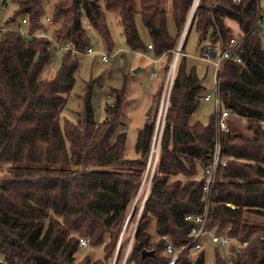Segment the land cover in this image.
I'll return each mask as SVG.
<instances>
[{
  "label": "trees",
  "instance_id": "trees-1",
  "mask_svg": "<svg viewBox=\"0 0 264 264\" xmlns=\"http://www.w3.org/2000/svg\"><path fill=\"white\" fill-rule=\"evenodd\" d=\"M8 1L0 0V14ZM13 1L12 13L0 20V256L22 264H106L101 257L77 258L76 253L89 243H102L105 255L111 252L143 174L153 119L145 114L136 132L135 157H127L125 92L111 89L105 116L96 122L90 101L92 84L98 80L94 78L86 83L76 120L61 125L59 112L74 83L78 56L63 52L58 69L43 77L50 42L33 34L43 25V0ZM213 2L200 0L195 8L191 27L199 33L198 42L216 39L211 12L223 39L233 32L227 19L244 31L250 28L253 0H218L212 9ZM190 3L53 0L52 21L57 26L52 38L82 50L89 46L88 26L109 46L104 18L108 10L116 14L127 46L144 51L149 43L151 54L160 56V62L172 54ZM137 13L150 38L147 44L139 37ZM168 13L177 29L175 36L167 30ZM23 17L25 32L33 35L19 33ZM237 54L240 60L225 61L219 74V96L229 109L228 129L218 136L224 162L217 167L211 187L207 227L246 239L258 231L250 218L264 219V46L260 36L246 35ZM186 57L179 56L173 76L158 165L135 225L127 264L163 263L167 254L162 234L174 243L183 242L192 225L185 215L199 212L204 203L203 168L216 139L215 119L210 116L207 124L188 121L205 92L194 68L186 70ZM163 63L160 70L164 72ZM151 221L157 238L148 229ZM79 235L86 237V246L78 245ZM255 238L245 244L229 243L230 264H264V245L258 244L264 242V234L257 233ZM142 248L153 252L141 256ZM195 251L194 256L183 252L175 264H207L204 248ZM228 262L214 247V264Z\"/></svg>",
  "mask_w": 264,
  "mask_h": 264
},
{
  "label": "rangeland",
  "instance_id": "rangeland-1",
  "mask_svg": "<svg viewBox=\"0 0 264 264\" xmlns=\"http://www.w3.org/2000/svg\"><path fill=\"white\" fill-rule=\"evenodd\" d=\"M52 3L53 0H43V11L40 16V20L43 24L42 27L47 29V34L51 38L53 35V29L57 26V22L52 21ZM14 8V1L9 0L7 9L0 14V20H6ZM46 17L49 19L46 20ZM104 18L110 33V45L106 46L102 39L87 26L86 34L88 43L94 50H99L105 53L107 52L109 54H113V56L109 62H103L98 54L83 55L78 57L79 66L75 72L74 83L68 93L66 102L59 112V121L61 125H63L65 120H69L71 122L76 120L77 112L82 109L86 83L91 79L98 78V80L92 84L90 96L93 108V117L96 122L102 121L105 116L104 106L106 102L111 100V89H123L125 92V105L122 111L123 114H125L126 124L125 154L127 157L132 158L135 157L134 144L137 129L144 121V116L148 107H150L148 117L153 119V132L150 141V148L145 159L143 174L139 182L140 185V183L144 180V185L147 186V189L143 186L144 188L139 192L140 195H136L139 189L138 185L136 191L132 195L131 200L125 209L123 218L116 230L114 244L109 255H105L102 243H89L86 247L79 248L76 253L77 258H80L85 254H90L93 257L103 258L106 264H112L113 261V264H127L129 261L128 253L133 239L135 225L142 213L144 200L151 185V178L158 165L159 146L162 138L167 109L165 112L163 111L164 113L161 114L158 122L157 118L161 103L162 88L166 78L168 64L173 53L171 52L172 54L170 56L166 55L163 57L162 60H159L160 62L154 63L152 59H155L158 56L153 54L146 56L142 51V48L131 49L127 46L125 38L121 32L120 24L118 23L117 16L114 12L104 10ZM135 23L141 41L143 44H147L150 38L138 13L135 15ZM183 24L180 28L178 38ZM166 25L169 34L175 36L177 29L170 13L167 14ZM191 25L192 19L184 42L183 50L189 54V56L185 59V68L187 71L194 68L197 76L201 78L204 92L209 93L211 97L208 101H204L202 97L199 99L198 105L189 116L188 121L189 123L198 121L202 124H207L209 117L215 115L212 92V65L209 62L196 57L199 51L200 45L198 40L200 37L198 31L193 26L191 27ZM259 36L260 42L264 46V31L261 32ZM61 55L62 52L52 56L48 65H46L41 72L43 77H49L55 70L58 69ZM178 59L179 57L176 59L175 69L179 62H181H178ZM162 63L165 64L164 72L160 70ZM134 68H138V70L133 72ZM152 69L156 71V74L152 79H149L148 74L152 71ZM151 147L155 151H153L154 162L150 167H148L147 165ZM200 175L201 170L198 173V176ZM250 220L252 221L251 223H255L254 225L257 226L258 231L250 232L246 239L247 242H254V240H256L255 237L257 233H260V235L264 234V231L261 233V231L264 230V219L251 217ZM148 229L151 236L153 238H157L158 235L154 230L153 221L149 224ZM258 244L264 245V242L261 243L259 241ZM214 247H217V251L222 257L229 259L228 263L230 264L232 259L230 248H232V246L229 244L227 246H215L214 243L210 241L208 236L203 239L206 263L214 264ZM196 253V251L190 252L193 256L196 255ZM129 264L132 263L129 262Z\"/></svg>",
  "mask_w": 264,
  "mask_h": 264
},
{
  "label": "built area",
  "instance_id": "built-area-1",
  "mask_svg": "<svg viewBox=\"0 0 264 264\" xmlns=\"http://www.w3.org/2000/svg\"><path fill=\"white\" fill-rule=\"evenodd\" d=\"M200 0H191L189 5L185 22L183 24L181 33L174 48L171 50L173 53L172 58L168 64L167 74L164 81V85L162 88L161 93V103L159 106V114L157 118V122L161 117V114L164 113L168 106L169 94L172 86L173 76H174V69H175V62L177 57L179 56H189L184 50L183 45L187 35V31L191 22V19L194 15L195 8ZM218 0H214L212 9ZM234 3H238L241 0H231ZM263 1V4H262ZM254 7H255V14L253 17L252 24L247 31L240 29L237 23L234 20L227 19L229 24L233 28L232 34L227 38L223 39L216 23L214 21L212 12L211 18L214 24L215 32H216V39L214 42H211L209 39H204L199 43V51L197 58L209 62L212 65V92H213V103L215 109V143L213 146V151L211 155V159L203 168L204 176H203V184H202V192L204 203L201 210L197 213H189L185 215L186 219L192 220V225L189 228L187 238L180 243H174L167 234H162V237L165 239L164 249L167 254L166 260L161 264H175L178 257L185 251H195L199 248L203 247V239L204 237L208 236L211 242L214 243L215 246H227L231 242H235L237 244H245L247 239H240L236 236L229 235L223 232H214L210 228L207 227V217L209 212V196L211 187L215 180L216 170L220 164H223L224 158L220 157L219 151V140L218 136L221 132L227 131V121L226 117L229 113V109L226 108L220 99L219 96V74L221 72L222 66L225 61L234 58L236 60H240L239 55L237 54V49L241 42L243 41L246 35H259L261 32L264 31V0H253ZM46 20L49 18L46 17ZM26 22V18H21V24L18 26V31L20 34L24 36L29 35H39L45 36L50 42V59L53 55L59 54L60 52H69L71 55L74 56H83V55H90V54H98L103 62H109L113 56V54L105 53L99 50H94L90 45L86 46L84 49L80 50L73 46L72 43L68 41L58 42L55 39L51 38L47 34V29L44 27H40L36 30L33 34H28L25 32L23 28V24ZM146 56H150L151 54V44H147L146 49L143 51ZM160 57V56H159ZM153 58L152 61L154 63L157 62L159 59ZM156 74L155 70L149 72L148 78L152 79ZM210 94L204 93L203 99L210 100ZM164 111V112H163ZM229 204V202H227ZM78 245L80 247H84L87 245V239L83 235L78 236ZM0 261L2 264H22L16 258L8 259L5 257L0 256ZM114 262V261H113ZM112 262V264H113ZM153 264V263H150Z\"/></svg>",
  "mask_w": 264,
  "mask_h": 264
},
{
  "label": "bare ground",
  "instance_id": "bare-ground-1",
  "mask_svg": "<svg viewBox=\"0 0 264 264\" xmlns=\"http://www.w3.org/2000/svg\"><path fill=\"white\" fill-rule=\"evenodd\" d=\"M154 147V146H153ZM153 148L151 147V151H150V155H149V159H148V167H150L151 166V164H153V162H154V157H153ZM155 152V151H154ZM145 179V178H144ZM144 180L140 183V185H139V189H138V191H137V194L136 195H138L139 194V192H140V190L141 189H143L144 187L143 186H145L144 185ZM147 183V182H146ZM145 189H147V186H145ZM140 195V194H139Z\"/></svg>",
  "mask_w": 264,
  "mask_h": 264
},
{
  "label": "water",
  "instance_id": "water-1",
  "mask_svg": "<svg viewBox=\"0 0 264 264\" xmlns=\"http://www.w3.org/2000/svg\"><path fill=\"white\" fill-rule=\"evenodd\" d=\"M137 70H138V68H134L133 72H136ZM149 111H150V107H148L146 115H149ZM140 252H141V256H144V255L151 254L153 252V250L148 249V248H142Z\"/></svg>",
  "mask_w": 264,
  "mask_h": 264
}]
</instances>
